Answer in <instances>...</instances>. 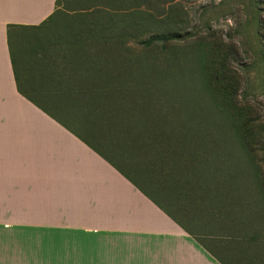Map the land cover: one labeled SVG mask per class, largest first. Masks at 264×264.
Returning <instances> with one entry per match:
<instances>
[{
  "label": "crops",
  "instance_id": "crops-1",
  "mask_svg": "<svg viewBox=\"0 0 264 264\" xmlns=\"http://www.w3.org/2000/svg\"><path fill=\"white\" fill-rule=\"evenodd\" d=\"M57 1L0 0V231L56 264L95 246L137 255L124 264H244L201 138L175 122H87L66 97L102 88L107 60L87 39L45 37L70 30L45 24Z\"/></svg>",
  "mask_w": 264,
  "mask_h": 264
},
{
  "label": "rangeland",
  "instance_id": "rangeland-1",
  "mask_svg": "<svg viewBox=\"0 0 264 264\" xmlns=\"http://www.w3.org/2000/svg\"><path fill=\"white\" fill-rule=\"evenodd\" d=\"M86 2L94 1L63 2L57 25L80 15L74 11ZM150 2L137 8L154 16L149 34L164 31L175 37L150 47L131 39L127 46L133 56L161 64L172 82L128 91L127 110L136 112V121L175 122V133L202 138L199 159L205 162L206 184L220 183L223 227L233 222V247L246 254L244 264H264V0ZM44 34L74 38L72 32L55 29ZM239 236L246 238L244 244L235 243ZM95 247L72 256L81 263L71 264H124L137 257ZM48 259L54 258L0 231V264H56Z\"/></svg>",
  "mask_w": 264,
  "mask_h": 264
},
{
  "label": "trees",
  "instance_id": "trees-1",
  "mask_svg": "<svg viewBox=\"0 0 264 264\" xmlns=\"http://www.w3.org/2000/svg\"><path fill=\"white\" fill-rule=\"evenodd\" d=\"M65 1H57V12L46 21V25L57 24L56 20L62 17L60 7ZM93 1L91 4L86 2L80 9L74 11L81 13L80 15L75 14V16L66 17L65 25L71 26L68 33L72 32L74 39L92 41L91 50L94 55H101L98 54L99 52L107 54L108 59L104 65L108 69L106 70L108 79L104 82L103 87L98 90H91L82 94H68L66 97L75 106L74 108H78L77 110L83 113L87 122H111V124L112 122H140L136 121L138 118L136 112L127 110L129 108L127 103L129 104V102L125 103V98L129 97L128 91L132 93L137 88L146 89L154 84L165 87L172 82V79L169 80L167 70L161 64L133 56L132 50L127 46L128 40L132 39L136 43L150 47L155 42L160 41L166 44L175 36L164 31L162 34L161 32H156L155 35L149 34L151 31L149 23L154 21V16L148 9L141 11L137 8L151 5V0ZM144 22L147 24L144 25ZM15 28L9 27V40ZM32 29L38 30L40 28ZM145 35H149V38L143 41L142 37ZM157 65L162 66V69ZM153 69L154 74L151 73ZM185 125L188 126L189 123L181 122L182 127ZM173 130L175 131V127ZM185 135H189L191 138L196 137L190 133ZM197 137L201 138L200 136ZM191 144L197 146V143ZM197 157V154H191V159ZM237 239L235 240L241 244H244L242 240H246L243 236H239ZM248 240L255 242L252 238H248Z\"/></svg>",
  "mask_w": 264,
  "mask_h": 264
}]
</instances>
